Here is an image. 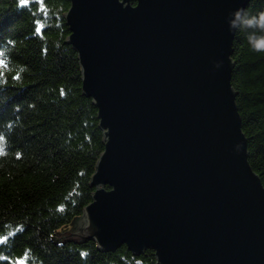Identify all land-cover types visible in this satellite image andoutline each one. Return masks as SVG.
Instances as JSON below:
<instances>
[{"label":"water","instance_id":"95a60500","mask_svg":"<svg viewBox=\"0 0 264 264\" xmlns=\"http://www.w3.org/2000/svg\"><path fill=\"white\" fill-rule=\"evenodd\" d=\"M66 1L63 44L103 149L90 203L50 242L150 250L154 264H264V189L230 85L250 0Z\"/></svg>","mask_w":264,"mask_h":264},{"label":"trees","instance_id":"16d2710c","mask_svg":"<svg viewBox=\"0 0 264 264\" xmlns=\"http://www.w3.org/2000/svg\"><path fill=\"white\" fill-rule=\"evenodd\" d=\"M68 6L0 0V264H154L150 250L133 256L124 246L104 253L93 242H50L90 203L103 149L76 55L63 44ZM230 60L247 164L264 189V0L243 10Z\"/></svg>","mask_w":264,"mask_h":264},{"label":"snow or ice","instance_id":"6c2138e0","mask_svg":"<svg viewBox=\"0 0 264 264\" xmlns=\"http://www.w3.org/2000/svg\"><path fill=\"white\" fill-rule=\"evenodd\" d=\"M22 3H26L27 0H21ZM0 152H2V149H0Z\"/></svg>","mask_w":264,"mask_h":264},{"label":"clouds","instance_id":"9594fccd","mask_svg":"<svg viewBox=\"0 0 264 264\" xmlns=\"http://www.w3.org/2000/svg\"><path fill=\"white\" fill-rule=\"evenodd\" d=\"M219 67V65H217Z\"/></svg>","mask_w":264,"mask_h":264}]
</instances>
